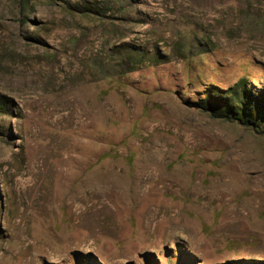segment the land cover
Instances as JSON below:
<instances>
[{
    "label": "rangeland",
    "instance_id": "374dc122",
    "mask_svg": "<svg viewBox=\"0 0 264 264\" xmlns=\"http://www.w3.org/2000/svg\"><path fill=\"white\" fill-rule=\"evenodd\" d=\"M264 0H0V264H264Z\"/></svg>",
    "mask_w": 264,
    "mask_h": 264
},
{
    "label": "trees",
    "instance_id": "16d2710c",
    "mask_svg": "<svg viewBox=\"0 0 264 264\" xmlns=\"http://www.w3.org/2000/svg\"><path fill=\"white\" fill-rule=\"evenodd\" d=\"M204 96L192 105L211 117L236 122L253 131L264 126V97L252 95L246 80L240 79L222 93L212 88Z\"/></svg>",
    "mask_w": 264,
    "mask_h": 264
}]
</instances>
